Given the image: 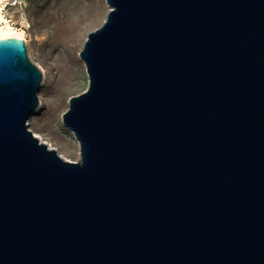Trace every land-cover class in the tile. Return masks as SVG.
<instances>
[{"label": "water", "instance_id": "obj_1", "mask_svg": "<svg viewBox=\"0 0 264 264\" xmlns=\"http://www.w3.org/2000/svg\"><path fill=\"white\" fill-rule=\"evenodd\" d=\"M65 160L43 74L0 38V264H264V0H106Z\"/></svg>", "mask_w": 264, "mask_h": 264}, {"label": "rangeland", "instance_id": "obj_2", "mask_svg": "<svg viewBox=\"0 0 264 264\" xmlns=\"http://www.w3.org/2000/svg\"><path fill=\"white\" fill-rule=\"evenodd\" d=\"M55 2V0H49ZM82 6L91 10L84 24V32L80 48L75 55V61L80 62L82 73L70 80L69 74L55 68L48 70V64L40 59L41 48L36 44L33 21L39 17L41 0H0L2 23L8 24L17 31H24L25 43L29 59L35 63L43 74V80L38 92L39 107L28 120L29 130L46 143L67 161L80 160V146L75 135L63 122V115L69 109L70 98L84 93L89 87V76L84 61L80 57L89 32L100 27L109 11L106 0H78ZM52 63V61H48ZM51 73L53 77L51 78Z\"/></svg>", "mask_w": 264, "mask_h": 264}, {"label": "bare ground", "instance_id": "obj_3", "mask_svg": "<svg viewBox=\"0 0 264 264\" xmlns=\"http://www.w3.org/2000/svg\"><path fill=\"white\" fill-rule=\"evenodd\" d=\"M41 1L39 17L33 21V26H28L33 27L37 34L35 42L41 48L40 59L48 64L50 72L58 68L73 80L82 71L81 63L75 61V55L80 48L84 24L91 9L82 6L78 0ZM2 19L0 13V38L25 40L24 31L4 25Z\"/></svg>", "mask_w": 264, "mask_h": 264}]
</instances>
